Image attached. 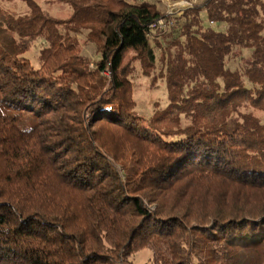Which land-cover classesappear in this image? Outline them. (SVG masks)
<instances>
[{
    "label": "trees",
    "instance_id": "trees-1",
    "mask_svg": "<svg viewBox=\"0 0 264 264\" xmlns=\"http://www.w3.org/2000/svg\"><path fill=\"white\" fill-rule=\"evenodd\" d=\"M22 1L0 7V264H264V0ZM136 64L166 88L148 120Z\"/></svg>",
    "mask_w": 264,
    "mask_h": 264
},
{
    "label": "rangeland",
    "instance_id": "rangeland-1",
    "mask_svg": "<svg viewBox=\"0 0 264 264\" xmlns=\"http://www.w3.org/2000/svg\"><path fill=\"white\" fill-rule=\"evenodd\" d=\"M37 3L41 9L48 12V14L57 20L67 19L71 11L67 5H57L52 3L51 0H33ZM154 3L161 12L168 14V12L175 6L180 0H146ZM195 1V0H193ZM0 7L13 15H23L28 12L27 5L22 0H12L10 3H2L0 1ZM176 15V14H175ZM81 48L85 55L92 59H97V55L94 52L92 45H84V39L78 38ZM42 46V39L38 40L34 47L28 54V59L37 66V50ZM158 56V51H156ZM231 69L236 67L235 63L229 65ZM138 65L136 64V73L132 78L133 83V97L135 101V113L145 120L151 118L159 110H163L168 105V99L166 95V88L164 81L158 80L156 85H151L150 81L145 78L139 71ZM184 126L188 125L187 122L183 123ZM151 257L150 252L142 251L133 257L135 264H144L148 258Z\"/></svg>",
    "mask_w": 264,
    "mask_h": 264
},
{
    "label": "built area",
    "instance_id": "built-area-1",
    "mask_svg": "<svg viewBox=\"0 0 264 264\" xmlns=\"http://www.w3.org/2000/svg\"><path fill=\"white\" fill-rule=\"evenodd\" d=\"M193 0L187 1V0H180L171 10L168 12L169 15H180L183 10L189 9L192 7ZM212 25V23H210ZM174 26V20L173 19H161L151 25L149 27V36L151 37V34H154L156 32H164L168 29L172 28Z\"/></svg>",
    "mask_w": 264,
    "mask_h": 264
}]
</instances>
